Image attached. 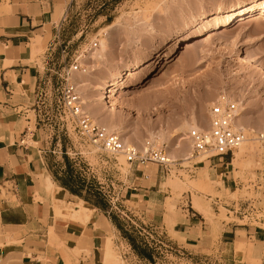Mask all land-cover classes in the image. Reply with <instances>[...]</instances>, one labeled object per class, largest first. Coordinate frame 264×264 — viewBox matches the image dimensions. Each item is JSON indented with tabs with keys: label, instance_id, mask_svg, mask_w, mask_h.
Listing matches in <instances>:
<instances>
[{
	"label": "rangeland",
	"instance_id": "1",
	"mask_svg": "<svg viewBox=\"0 0 264 264\" xmlns=\"http://www.w3.org/2000/svg\"><path fill=\"white\" fill-rule=\"evenodd\" d=\"M258 1H74L58 41L59 49L54 51V61L48 67L51 81L40 100V118L50 129L48 140L58 138L50 162L56 167L55 174H61L58 179L67 176L68 170L73 171L84 186L83 196L91 200L83 201L94 214L95 202L106 204L98 212L120 230L129 245V238L138 245L144 244L142 238L162 242L159 251L147 245L153 258L149 260L140 257L132 245L130 250L126 242L125 247L114 243L110 234L101 247L80 245L75 250L82 264H226L195 250L189 255L167 243L164 232L158 237L149 230L150 224L161 225L159 219L143 221L135 215L131 201L135 189L139 184H155L158 177L157 185L168 191L169 199L162 206L169 214L175 215L182 206L188 209V202L194 205V199H199L205 208L199 211L213 228L215 221L226 218L230 211L243 223L264 227V146L250 141L245 144L246 151L226 157L221 165L219 158L206 160L194 155L188 140L180 143L186 133L191 137L189 126L208 130L210 109L222 95L239 104L243 126L255 131L264 129V76L245 60L249 56L264 67V19L255 16L215 29L228 15H217L219 8L232 11L245 2L264 5V0ZM185 35H190L189 44L181 45L176 63L161 71L154 64L158 51L167 45L162 58L165 61L172 55L175 42ZM136 68L137 74L128 78L126 73ZM112 79L113 87L122 86L123 91L106 100L110 94H104L103 88ZM68 81L75 84L83 112L93 124L140 152L163 150L168 156L173 151L177 161L167 166L131 164L124 154L113 155L84 137L64 110L62 94ZM184 156L190 158L184 161ZM211 161L216 167H210ZM223 167L227 173L225 183L221 175H215L217 168L221 174ZM47 190L54 200L62 202L54 194V186ZM98 193L102 199L96 196ZM57 217L66 220L64 215ZM171 220L168 223L173 225L175 221ZM107 248L112 255L105 251Z\"/></svg>",
	"mask_w": 264,
	"mask_h": 264
},
{
	"label": "crops",
	"instance_id": "2",
	"mask_svg": "<svg viewBox=\"0 0 264 264\" xmlns=\"http://www.w3.org/2000/svg\"><path fill=\"white\" fill-rule=\"evenodd\" d=\"M74 1L0 0V264H82L75 250L80 245L101 247L110 234L114 243L125 247L126 242L132 249L97 207L86 225L58 219L56 202L47 190L59 187L55 195L68 205L81 199L56 181L50 158L56 154L53 146L58 138L48 140L49 126L39 114L51 81L48 67ZM211 166L216 167L213 161ZM219 171L215 175L225 183V168ZM158 182L159 177L151 186L139 184L131 196L132 211L139 219L161 222L150 224L153 234L160 237L164 232L167 243L189 255L195 250L226 264H251L246 258L264 264V227L243 223L230 211L213 228L193 201L188 209L182 206L175 215L169 214L162 206L168 191ZM187 198L192 197L187 193ZM169 219L175 223L170 225ZM142 241L161 249L159 240Z\"/></svg>",
	"mask_w": 264,
	"mask_h": 264
},
{
	"label": "built area",
	"instance_id": "3",
	"mask_svg": "<svg viewBox=\"0 0 264 264\" xmlns=\"http://www.w3.org/2000/svg\"><path fill=\"white\" fill-rule=\"evenodd\" d=\"M78 68L79 66H75L76 70ZM62 95L65 113L67 112L75 128H79L84 137L105 151L113 155L124 154L129 163L142 166L148 163L167 166L171 163L163 150L140 152L137 148L124 145L120 137L108 132L106 128L93 124L83 112L82 102L74 83L68 81ZM191 140L194 155L206 158V160L219 158L221 165H224L223 160L226 157L234 156L250 141L264 146V129L255 131L243 126L240 122L239 104L230 96L222 95L210 109L208 130H193Z\"/></svg>",
	"mask_w": 264,
	"mask_h": 264
},
{
	"label": "bare ground",
	"instance_id": "4",
	"mask_svg": "<svg viewBox=\"0 0 264 264\" xmlns=\"http://www.w3.org/2000/svg\"><path fill=\"white\" fill-rule=\"evenodd\" d=\"M260 1L261 0H259L258 2H260ZM224 13L228 14L227 18L222 23H219L216 26V28H215L216 30L230 27L233 24H235L237 21H243V20H246L248 18L255 17V16H258V19H264V5H261L260 3H257V5L251 6V3H246L245 2V3H242L239 7H237L236 9H234L232 11H223L222 8H219L217 10L216 14L221 16ZM214 19H216V18H211V21L214 20ZM189 39H190V35H185L184 37L179 38L175 42V44L173 45L172 55L168 59H166L165 61H162V58L164 56V52L163 51L167 48V45L165 44L162 47L163 49L158 51L156 57L154 58L155 66H160L161 67V71L165 70L166 68L171 67L177 61V57H178L179 51L181 49V45H183V44L188 45L189 44ZM187 47H189V46H187ZM105 49H106V44L103 43L102 44V51L103 50L105 51ZM245 60H246L247 64H249L250 66L254 67L257 70L258 73H261L264 76V67L259 61L254 60V59L250 58L249 56H246ZM126 74H128V76H127L128 78L136 75L137 74V68L135 70L128 71ZM106 83H107L106 87L103 88V90L105 91L104 94H110V96L106 97V100L107 99L111 100L116 94H118V93L123 91V87L122 86L113 87L114 84H115L113 79L110 80V81H107ZM114 104L115 103L113 101L112 102V106H114V108H115ZM188 129H190L191 132L193 130H201L202 131V129L199 126H197V125L189 126ZM183 140H188L187 142H190L191 146H193L191 137H189L188 133L185 134V137L180 141V143ZM242 149H245V151H246L247 146L244 145L243 147H241L240 150H242ZM191 155L192 154H190L189 156L191 157ZM168 156H169V160H170L171 163L176 162L177 159H178V156L173 151L168 153ZM190 157H187V158L185 157L183 160L184 161L188 160ZM55 189H59V188H54V191H55ZM54 194H55V192H54ZM56 202L58 203V204L56 203V206L60 205V207L56 208L57 216L64 215V217H66V220L72 218V219H76L78 221L80 220V222L83 223V224H86V223H88V222L93 220L94 210L92 209V207L87 205L83 200H79V202H77L76 204H69V205L66 204L65 206L63 205L62 207H61V203L64 204L65 202H63V201L62 202L59 201L60 203L58 201H56ZM194 207L197 210H202V209L205 210L204 205L199 201V199H194ZM208 210H209V208H208ZM208 210L206 209L207 212H208ZM209 213H210V211H209ZM209 216L210 215H208L207 217H209ZM58 219H60V218H58ZM105 251H108L109 254L112 255V252H113L112 250H110V249L108 250V248H107V250H105Z\"/></svg>",
	"mask_w": 264,
	"mask_h": 264
},
{
	"label": "trees",
	"instance_id": "5",
	"mask_svg": "<svg viewBox=\"0 0 264 264\" xmlns=\"http://www.w3.org/2000/svg\"><path fill=\"white\" fill-rule=\"evenodd\" d=\"M54 176L56 177V181L60 182V184L62 185V187L66 188L68 191H70L72 194L80 197L81 199L90 202V198H86L83 196L82 194V188L84 187L82 184H79V180L76 176H74L73 171L72 170H68L67 172V176H64V178L58 179V175L54 174ZM96 196H98L100 199L101 195L98 193L96 194ZM102 201V200H101ZM95 206L97 208H101V209H105V205L103 202H95L94 203ZM130 243L134 249V251H136V253L142 257V258H146L149 260H152V255L150 253V250L148 248L147 245L145 244H141L138 245L137 242L134 240V238H129Z\"/></svg>",
	"mask_w": 264,
	"mask_h": 264
}]
</instances>
